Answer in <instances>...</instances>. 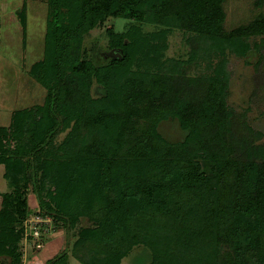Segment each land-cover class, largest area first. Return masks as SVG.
<instances>
[{
    "label": "trees",
    "instance_id": "trees-1",
    "mask_svg": "<svg viewBox=\"0 0 264 264\" xmlns=\"http://www.w3.org/2000/svg\"><path fill=\"white\" fill-rule=\"evenodd\" d=\"M38 1L47 6L44 55L29 74L46 96L0 128V166L13 178L1 197L0 257L13 256L18 225L39 214L65 232L62 252L42 264L63 262L72 230L81 264H121L137 246L144 252L134 264H264L262 135L236 120L224 66L225 54L264 43V15L225 31L224 0ZM24 9L16 14L23 44ZM109 19L128 24L105 30L119 57L94 66L83 37ZM175 30L190 46L186 58L165 57ZM168 118L182 141L159 132ZM82 217L90 225L75 227Z\"/></svg>",
    "mask_w": 264,
    "mask_h": 264
},
{
    "label": "rangeland",
    "instance_id": "rangeland-1",
    "mask_svg": "<svg viewBox=\"0 0 264 264\" xmlns=\"http://www.w3.org/2000/svg\"><path fill=\"white\" fill-rule=\"evenodd\" d=\"M23 5L26 15L24 44L21 37L22 28L16 15ZM222 9L225 15L223 28L230 31L251 23L259 15H264V0H224ZM46 14L47 6L38 0H0V128L3 130L10 127L15 111L44 102L46 89L30 76L29 70L31 65L41 60L44 55ZM11 23H14V26ZM127 25V21L109 19L102 26L96 27L83 37V54L94 66L105 65L108 62L106 54L112 56V51L107 47L108 38L105 37V30L112 27L116 32H121ZM148 31L154 29L149 28ZM250 43L251 49L243 57L225 54L224 66L230 75L228 104L234 110L237 121L244 119L254 131L261 133L258 143L264 145V43L262 44L259 38ZM189 49L184 34L175 30L167 39L165 57L186 58ZM101 89V86L93 82L90 97L100 98ZM66 132H62L54 143L61 141ZM159 132L169 142L182 141L185 136L177 121L171 118L160 122ZM19 178L17 180H20ZM11 179H13L11 176L5 177V170L0 166V207L2 195L12 191ZM49 186V179L46 178L42 183L44 196L48 193ZM26 201L29 208L35 206V197L30 185L26 190ZM49 205L51 206L50 203ZM23 222L17 227L20 233ZM89 225L88 217H82L75 227L83 228ZM75 233V230L70 233L67 256L62 263L57 264H81L74 257ZM64 235L63 227L54 228L48 235L51 239L39 247H36L33 241L22 239L13 256L9 254L10 257H0V264L14 263L16 255L20 256L19 264H42L62 252ZM143 252V246L133 247L121 264H134L135 257Z\"/></svg>",
    "mask_w": 264,
    "mask_h": 264
},
{
    "label": "built area",
    "instance_id": "built-area-1",
    "mask_svg": "<svg viewBox=\"0 0 264 264\" xmlns=\"http://www.w3.org/2000/svg\"><path fill=\"white\" fill-rule=\"evenodd\" d=\"M54 229L53 222L48 215H30L22 224L21 236L24 241H33L34 245L42 246L41 238L49 235Z\"/></svg>",
    "mask_w": 264,
    "mask_h": 264
},
{
    "label": "water",
    "instance_id": "water-1",
    "mask_svg": "<svg viewBox=\"0 0 264 264\" xmlns=\"http://www.w3.org/2000/svg\"><path fill=\"white\" fill-rule=\"evenodd\" d=\"M113 57H119V54L111 53Z\"/></svg>",
    "mask_w": 264,
    "mask_h": 264
},
{
    "label": "crops",
    "instance_id": "crops-1",
    "mask_svg": "<svg viewBox=\"0 0 264 264\" xmlns=\"http://www.w3.org/2000/svg\"><path fill=\"white\" fill-rule=\"evenodd\" d=\"M18 9V8H17ZM17 9L16 10H14L15 12L17 11ZM12 20V19H11ZM18 21V20H17ZM18 23H19V21H18ZM11 24H13V26H14V23H11ZM21 37H22V33H21Z\"/></svg>",
    "mask_w": 264,
    "mask_h": 264
}]
</instances>
